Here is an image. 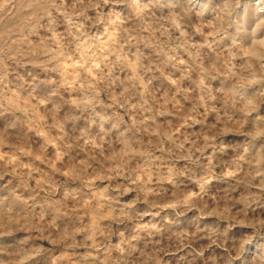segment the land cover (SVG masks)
<instances>
[{
	"label": "clouds",
	"instance_id": "clouds-1",
	"mask_svg": "<svg viewBox=\"0 0 264 264\" xmlns=\"http://www.w3.org/2000/svg\"><path fill=\"white\" fill-rule=\"evenodd\" d=\"M0 121V264H264V0H0Z\"/></svg>",
	"mask_w": 264,
	"mask_h": 264
},
{
	"label": "rangeland",
	"instance_id": "rangeland-1",
	"mask_svg": "<svg viewBox=\"0 0 264 264\" xmlns=\"http://www.w3.org/2000/svg\"><path fill=\"white\" fill-rule=\"evenodd\" d=\"M4 127V122L0 121V129H3ZM26 127V126H24ZM12 132L13 135L19 134V130H10ZM41 131H46V129H41ZM32 140L36 141V142H40L41 138L37 135H35V133L32 134ZM5 151H7V149H5ZM6 195V192H0V196ZM46 246L51 247V245L48 244L47 241L43 242ZM255 250V249H253Z\"/></svg>",
	"mask_w": 264,
	"mask_h": 264
}]
</instances>
